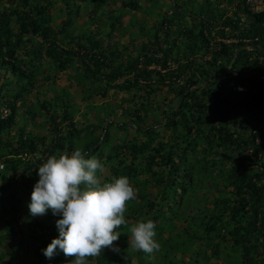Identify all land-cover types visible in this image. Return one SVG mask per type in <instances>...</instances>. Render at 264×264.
Returning a JSON list of instances; mask_svg holds the SVG:
<instances>
[{"label": "trees", "instance_id": "obj_1", "mask_svg": "<svg viewBox=\"0 0 264 264\" xmlns=\"http://www.w3.org/2000/svg\"><path fill=\"white\" fill-rule=\"evenodd\" d=\"M140 1L0 0V264L22 249L33 264L74 260L42 253L60 217L18 215L35 168L77 148L103 163L102 183L126 176L136 192L114 248L89 264H264V14L241 0ZM142 10L155 20L126 56L113 34ZM64 73L84 127L70 88L54 89ZM110 90L118 106L94 104ZM141 219L156 224L153 254L130 247Z\"/></svg>", "mask_w": 264, "mask_h": 264}, {"label": "clouds", "instance_id": "obj_2", "mask_svg": "<svg viewBox=\"0 0 264 264\" xmlns=\"http://www.w3.org/2000/svg\"><path fill=\"white\" fill-rule=\"evenodd\" d=\"M35 169L38 180L27 205L30 216L51 210L60 217L56 220L58 236L42 249L45 258L52 259L60 251L74 257L71 264H89V258L99 256L104 248L113 249L120 237L117 229L127 224V202L136 198L129 179L120 176L102 183L103 163L79 148L50 155ZM155 228L151 219L132 225L130 247L146 254L158 251Z\"/></svg>", "mask_w": 264, "mask_h": 264}, {"label": "rangeland", "instance_id": "obj_3", "mask_svg": "<svg viewBox=\"0 0 264 264\" xmlns=\"http://www.w3.org/2000/svg\"><path fill=\"white\" fill-rule=\"evenodd\" d=\"M158 3L154 2L153 4H157V6L159 5L161 8H159L160 11H165L166 6L169 3V1L167 0H157ZM140 4L143 6H149V4L144 3V1H140ZM162 4V6H161ZM116 6H118V4L116 3ZM155 8V7H154ZM124 17L121 20V24L118 25L117 24V30L119 29V31L114 32L113 36H118L116 39L119 43V49L124 52V55H128L131 53H135L138 49V47L140 46V44L146 42V38L143 37L144 34L148 33L150 27L152 26L153 21L155 20V18L153 16H150L148 13L145 12V10L142 11H135V12H126L123 15ZM132 35V37H131ZM139 36L138 39L135 38V36ZM106 40V39H105ZM49 70V69H48ZM45 70L44 74H40L37 77V85L39 87H42L43 90L46 89V87L48 88V84L49 81L45 80V77L47 76V74H52L54 72V70ZM69 73V71L67 72ZM67 73L61 74L58 76V79L53 83L54 84V89L57 91L59 88L65 87L70 90L71 93V97L70 100L75 103L78 107V112L75 114L74 116V122H76L77 126L79 127H84V125L88 124L90 121L89 120H84L82 119V114H84L86 112L85 109V103L80 99V97L78 96L79 91L81 90L80 88H76V86L74 85V83L70 82L67 78ZM8 78H10V73L7 74ZM1 83V81H0ZM49 91L44 97V99L47 100H52L54 97V92H52V89L49 88ZM76 91L75 96L73 97L72 94H74ZM124 95V94H123ZM122 94H114L113 90H110L108 92L107 97L103 98V99H97L94 98V104L95 105H99V104H104V103H110L113 107H116L119 105L120 103V98L121 96H123ZM35 97V91H32V95L28 96L29 100L33 101ZM72 98V99H71ZM30 101V102H31ZM94 114L90 113L89 114V118H93ZM43 119L42 117L37 118V120H41ZM36 132L41 133L42 130H36ZM129 133H132L131 131H129ZM20 195V193H19ZM18 195V196H19ZM19 198H24V194L20 195ZM20 212L18 216H20V214H24V212H28V208H21ZM15 214L13 213V211L9 214V218H13ZM22 228V227H21ZM21 230V229H20ZM19 239V237H18ZM17 239V240H18ZM130 240V237H129ZM6 247V245L4 247H0V252ZM7 248V247H6ZM64 258H71V257H65L64 254L61 252L60 253ZM217 262L215 260H212L210 262V264H216ZM11 264H33L32 263V255L27 251V254H25V252L22 250H20L19 253V257L13 259L11 261ZM219 264V263H218Z\"/></svg>", "mask_w": 264, "mask_h": 264}, {"label": "built area", "instance_id": "obj_4", "mask_svg": "<svg viewBox=\"0 0 264 264\" xmlns=\"http://www.w3.org/2000/svg\"><path fill=\"white\" fill-rule=\"evenodd\" d=\"M243 5L253 14H264V0H241ZM7 112L3 111L2 117L6 116ZM2 169V166H0Z\"/></svg>", "mask_w": 264, "mask_h": 264}]
</instances>
